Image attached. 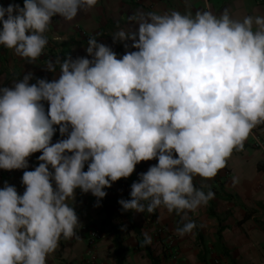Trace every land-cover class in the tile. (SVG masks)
I'll list each match as a JSON object with an SVG mask.
<instances>
[{
    "label": "clouds",
    "instance_id": "9594fccd",
    "mask_svg": "<svg viewBox=\"0 0 264 264\" xmlns=\"http://www.w3.org/2000/svg\"><path fill=\"white\" fill-rule=\"evenodd\" d=\"M97 2L0 5V46L32 63L54 17L72 21ZM129 20L134 30L112 35L113 43L132 42L120 58L92 36L85 49L91 59L47 62L46 71L59 66L58 79L30 84L28 73L0 87V169H27V158L41 152L38 166L23 172V194L8 183L0 188V264H46L62 237L77 235L75 190L90 192L99 206L104 189L141 161L157 163L138 174L130 199L118 201L123 211L195 212L214 193L196 188L193 178H214L264 124V16L172 11ZM54 126L66 138L52 143ZM195 227L186 221L176 233ZM143 243H151L147 234Z\"/></svg>",
    "mask_w": 264,
    "mask_h": 264
},
{
    "label": "crops",
    "instance_id": "0c3cea01",
    "mask_svg": "<svg viewBox=\"0 0 264 264\" xmlns=\"http://www.w3.org/2000/svg\"><path fill=\"white\" fill-rule=\"evenodd\" d=\"M10 3L23 6V0H0V5L5 7ZM172 11H191L193 14L209 11L217 16L227 12L233 19L242 20L248 15L264 16V0H143L139 4L131 0H98L94 7L79 11L72 21L54 17L46 33L48 44L41 57L32 63L18 57L13 50L0 46V87L11 88L14 81L28 73L32 74L30 84L39 78L47 81L58 79L59 66L55 73L46 71L44 56L49 53L61 60L66 56L87 57V40L92 36L97 38L98 43L109 46L120 58L126 51L124 43L130 45L132 42L113 43L112 35L119 29L131 31L137 27L129 20L130 16ZM42 103L47 113L48 104L46 101ZM55 127L57 130L52 143L66 138L61 137L59 126ZM39 155L41 152H36L27 158V169H0V188L8 183L16 187L18 194H23V172L38 166ZM156 163L155 159L141 161L128 178H121L105 188L106 196L117 201L130 199V186L138 182V174L146 172ZM234 178L237 183H233ZM193 183L198 188L204 186V191L212 190L214 198L186 215L168 213L165 209H158L152 214L146 210L144 213L123 211L121 205L113 209L111 221L121 225L125 250L123 264H152L137 234L128 229V216L142 238L145 239V234L150 237V248L153 255L161 259L160 264H213L215 258L221 264H264V124L252 130L243 149L233 151L226 167L219 170L214 178L196 176ZM96 205L97 198L90 192L75 190L72 206L80 223L77 235L70 239L62 237L58 248L47 257L46 264H116L113 235L107 228L101 227L106 218L102 199L99 206ZM182 216H185L183 221ZM186 221H193L196 227L193 233L181 237L176 229ZM92 232H99L101 239L89 255L88 238Z\"/></svg>",
    "mask_w": 264,
    "mask_h": 264
},
{
    "label": "trees",
    "instance_id": "16d2710c",
    "mask_svg": "<svg viewBox=\"0 0 264 264\" xmlns=\"http://www.w3.org/2000/svg\"><path fill=\"white\" fill-rule=\"evenodd\" d=\"M55 127V126H54ZM236 151V150H234ZM196 188H198L196 185H194ZM212 191V190H211ZM207 192V191H205ZM213 192V191H212ZM214 193V192H213ZM103 203V210L106 214V218L101 222L102 228H107L108 232H110L113 235V243H114V254L116 257V264H123L125 261V250L122 246V238H121V225H115L111 221V216L113 214V209L117 206H120L118 201L114 198H108L105 196L102 198ZM176 214L175 212H173ZM129 220V230L132 229L138 236L140 242L143 244L144 249L146 251L147 257L151 260L152 264H160L161 259L158 256H154L153 252L150 248L149 244H144V238H142L139 234V230L136 228V226L132 223L131 218L128 216Z\"/></svg>",
    "mask_w": 264,
    "mask_h": 264
},
{
    "label": "built area",
    "instance_id": "2783aa9c",
    "mask_svg": "<svg viewBox=\"0 0 264 264\" xmlns=\"http://www.w3.org/2000/svg\"><path fill=\"white\" fill-rule=\"evenodd\" d=\"M131 1L135 4H139L143 0H131ZM120 30H122V29H119L118 31H120ZM55 58H53L52 55H50L49 53L44 56V60L46 62H48L50 59L55 60ZM100 239H101V234L99 232H92L89 235V238H88V254L89 255L92 253L93 249L95 248V246L97 245V243ZM212 263L213 264H221V261L218 258H215Z\"/></svg>",
    "mask_w": 264,
    "mask_h": 264
}]
</instances>
